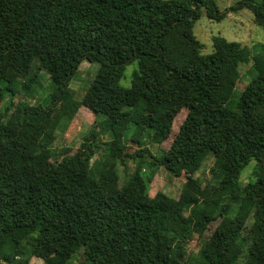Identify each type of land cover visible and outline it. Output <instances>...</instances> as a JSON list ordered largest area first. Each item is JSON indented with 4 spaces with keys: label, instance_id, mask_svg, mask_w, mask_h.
Returning a JSON list of instances; mask_svg holds the SVG:
<instances>
[{
    "label": "trees",
    "instance_id": "trees-1",
    "mask_svg": "<svg viewBox=\"0 0 264 264\" xmlns=\"http://www.w3.org/2000/svg\"><path fill=\"white\" fill-rule=\"evenodd\" d=\"M243 8L264 30V0L223 11L215 0H0V105L29 91L33 61L54 86L47 104L10 102L0 113V264H67L84 247L88 264H186L187 242L204 232L198 264H236L244 243L243 264H264V44L251 58L247 46L214 36L203 54L193 33L202 10L220 22ZM250 59L252 77L236 96ZM83 61L98 68L81 104L108 133L97 176L99 141L86 137L58 161L47 150L54 123L76 107L69 83ZM162 143L160 156L149 151ZM208 155L218 188L193 177ZM128 160L135 167L120 185L116 165ZM143 166L184 176L178 195L150 196ZM223 195L238 205L232 216Z\"/></svg>",
    "mask_w": 264,
    "mask_h": 264
},
{
    "label": "rangeland",
    "instance_id": "rangeland-1",
    "mask_svg": "<svg viewBox=\"0 0 264 264\" xmlns=\"http://www.w3.org/2000/svg\"><path fill=\"white\" fill-rule=\"evenodd\" d=\"M238 0H215L220 11L227 10L230 5L234 4ZM193 33L196 39L201 44V53L208 54L213 50L212 38L214 36H221L227 41H236L241 45H245L250 48L251 58L252 54L261 52V45L264 44V30L258 26L254 20L252 13L246 8L240 9L236 12L228 11L224 19L220 22H216L207 18L205 11L202 10L201 16L195 22L193 27ZM183 41V38H179ZM251 59L239 66V79L236 83L234 92L235 95H239L240 91L248 83L252 77L253 71L251 67ZM37 61H33L30 67L29 75L34 76V83L30 86L27 93L20 89L19 93L13 96H7L0 105V113L11 102L19 103L24 102L29 105H45L50 99V93L54 89L53 84L48 78L47 73L44 70L36 71ZM98 68L97 63L83 61L80 63L75 75L69 83V87L72 90V98L74 101L75 109L69 115L61 116L56 123H54L51 131L52 142L47 148L50 159L58 161L63 155L74 153L84 141L86 137L90 140L99 141L100 149L96 151L90 160V170L95 176L98 175L102 162L105 158L104 146L108 140V133L102 128V121L104 117L101 115H93L86 107L81 104L82 97L89 83L92 81ZM136 69V63L132 62L124 69L123 77L119 84L122 87L128 88L130 86L132 72ZM28 75V76H29ZM131 133H128L129 136ZM132 138L133 135H132ZM167 143L148 144L149 151L155 156L161 155V150H165ZM126 149L128 152H132L137 149V144L128 142ZM147 159V158H146ZM214 158L210 155L206 156L200 165L199 169L194 173L193 177L203 185L209 188L215 186L218 188L220 183V176L211 172ZM145 165V164H144ZM254 161H252L240 176L241 184L247 182L252 177V169ZM135 167L134 160H128L126 167L122 165H116V172L119 176V184L121 185L126 181L128 176L132 173ZM144 167V166H143ZM146 168V166L144 167ZM145 175L151 174L152 178L149 185V195L152 196L156 192H162L171 198H175L182 183L184 182V176L176 178L171 176L165 169L158 167L155 172L149 168H146ZM220 204H223L221 210L223 211L227 205L229 207V215H234L238 205L232 203L229 196L223 195L220 197ZM251 223V217L246 221V229L243 235L249 232V226ZM207 238V232L203 234L194 233L190 241L187 242L185 249L183 250V259L186 264H198V258L200 254V248L202 242ZM85 247L78 249L67 264H88L84 257ZM247 255V244L242 245V251L236 260V264H243ZM28 264H43L42 260L36 257H29Z\"/></svg>",
    "mask_w": 264,
    "mask_h": 264
}]
</instances>
